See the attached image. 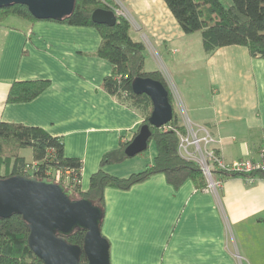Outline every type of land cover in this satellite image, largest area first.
Segmentation results:
<instances>
[{
	"label": "crops",
	"instance_id": "0c3cea01",
	"mask_svg": "<svg viewBox=\"0 0 264 264\" xmlns=\"http://www.w3.org/2000/svg\"><path fill=\"white\" fill-rule=\"evenodd\" d=\"M116 1L137 21V27L130 22V35L145 44V70H160L171 91L157 57L179 52L176 44L180 54L189 53L184 47L192 33L181 30L163 0ZM99 42L93 26L14 14L0 21V121L60 137L64 155L81 161L82 191L101 156L129 140L144 119L128 100L102 88L112 65L96 54ZM204 58L211 95L185 101L192 121L210 131L225 161L258 159L264 145V58L241 45L219 47ZM33 79L50 85L30 101L6 102L14 81ZM20 152L25 164L34 163L31 148L29 159ZM142 152L103 169L117 177L141 171L156 151ZM216 177L221 184L215 190L192 180L174 188L162 173L128 189L106 187L100 229L109 241L110 264H264V174Z\"/></svg>",
	"mask_w": 264,
	"mask_h": 264
},
{
	"label": "trees",
	"instance_id": "16d2710c",
	"mask_svg": "<svg viewBox=\"0 0 264 264\" xmlns=\"http://www.w3.org/2000/svg\"><path fill=\"white\" fill-rule=\"evenodd\" d=\"M163 1L184 33L200 31L206 54H211L222 46L241 45L251 56L264 58V0H231L228 6H224L220 0ZM98 7L115 11L117 6L111 0H75L73 12L61 20L54 21L69 25L93 26L98 30L100 42L96 54L107 59L112 65L111 74L102 80V88L112 95L128 100L143 112L144 119L141 125L148 123L152 102L144 93H133L132 80L136 76H142L162 82L168 91L173 108L172 92L160 70H145L146 47L143 41L131 37L129 19L116 13V22L113 26L95 23L91 19V13ZM10 14L40 20L35 18L23 4L1 7L0 21ZM49 85L48 79L14 81L7 93L6 102L30 101L44 92ZM168 124L172 128L162 131L148 123L151 131L148 143L153 141L156 151L150 165L127 177L113 176L103 169L107 164L119 163L128 158L124 148L136 135L138 129L129 140L101 156L99 168L90 175L88 188L82 191L79 183L81 161L64 155L60 137L53 136L38 126L0 121V177L35 175L41 178L47 177L48 171L56 168L69 169V180L64 185L72 191V197H87L99 204L102 209L106 187L128 189L157 173H162L174 188H178L187 180H192L198 188H204L207 182L199 165L178 153L177 131L182 132L183 126L174 109L173 118ZM22 148H31L34 163L25 164L24 158L19 155ZM213 174L238 175L218 169H214ZM28 232V225L20 214L15 213L10 217L0 218V264H44L42 259L30 249L27 242ZM84 233L85 230L75 229L66 236V239L70 243L82 246ZM85 260V254L82 252L80 261Z\"/></svg>",
	"mask_w": 264,
	"mask_h": 264
},
{
	"label": "water",
	"instance_id": "95a60500",
	"mask_svg": "<svg viewBox=\"0 0 264 264\" xmlns=\"http://www.w3.org/2000/svg\"><path fill=\"white\" fill-rule=\"evenodd\" d=\"M12 4L26 5L37 19L61 20L73 12L75 0H0V8ZM91 19L113 26L116 12L98 7L92 11ZM131 89L135 94L149 96L150 125L160 128L173 118L168 91L162 82L136 76ZM148 123L139 127L124 148L128 157L146 150L151 135ZM15 213L27 223L28 245L44 264H110L109 241L100 229L104 209L87 197L73 198L63 183L35 175L0 177V218ZM75 229L85 230L82 246L66 239ZM82 252L85 261H80Z\"/></svg>",
	"mask_w": 264,
	"mask_h": 264
},
{
	"label": "rangeland",
	"instance_id": "374dc122",
	"mask_svg": "<svg viewBox=\"0 0 264 264\" xmlns=\"http://www.w3.org/2000/svg\"><path fill=\"white\" fill-rule=\"evenodd\" d=\"M111 1L114 2L116 6L119 5L118 10L123 12L129 21L131 20L130 22L132 25L137 27V21L130 15L129 10L124 6L125 4L123 2H120V4L116 0ZM220 2L224 6L231 4V0H220ZM187 47H189V53L185 55L179 53L182 48L181 45L176 44V48L179 49V52L172 53L170 51V54L165 56V58L163 55L160 56V54L157 57V60L161 65L160 68L164 72L173 93V109L177 114L179 121H183L184 114H187L188 117L191 118V114L186 107L185 101L187 102L189 99L192 100V98L198 99L204 96L207 97L208 95L210 97L211 95V88L208 81V76H210L211 71L205 62L204 57L206 53L202 45L200 31H195L190 34V42L185 45L184 50ZM178 55H180V57ZM145 67L147 69L148 64H146ZM153 151H155V145L153 141H150L147 149L143 152L148 156L153 154ZM20 154L29 159L31 155L30 148H22Z\"/></svg>",
	"mask_w": 264,
	"mask_h": 264
},
{
	"label": "built area",
	"instance_id": "2783aa9c",
	"mask_svg": "<svg viewBox=\"0 0 264 264\" xmlns=\"http://www.w3.org/2000/svg\"><path fill=\"white\" fill-rule=\"evenodd\" d=\"M117 14L126 16L118 9L115 10ZM183 131H177L179 137L178 153L187 160L195 161L202 170L206 179V189H216L221 184V179L213 174L214 169L223 170L228 173H237L252 178L256 172L264 174V145L260 148L258 159H241L227 162L223 156L220 155L216 148L212 146L215 142L214 137L206 127L195 123L184 114L182 121ZM172 127L166 123L160 127L162 131L171 129ZM48 177L56 182L67 183L69 180V169L56 168L48 171Z\"/></svg>",
	"mask_w": 264,
	"mask_h": 264
}]
</instances>
